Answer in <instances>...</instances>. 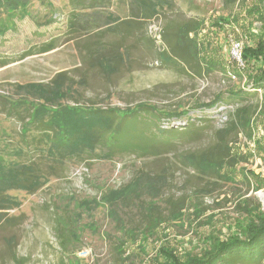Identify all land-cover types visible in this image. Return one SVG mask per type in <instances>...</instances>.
<instances>
[{"label": "rangeland", "instance_id": "374dc122", "mask_svg": "<svg viewBox=\"0 0 264 264\" xmlns=\"http://www.w3.org/2000/svg\"><path fill=\"white\" fill-rule=\"evenodd\" d=\"M129 3L104 0L97 10L101 17L78 12L83 21H89L90 13L99 23L109 14L118 18L119 31L99 35L70 28L68 0H29L24 17L21 9L0 8V164L39 161L42 171V185L35 192H7L16 204L4 212L7 223L0 226V264H163L157 253L164 246L182 258L199 254L210 234L220 239L231 235L234 219L244 214L236 208L239 196L264 211L257 194L264 186L252 189L255 181L264 180L261 95L233 98L229 90L246 86V80L223 74L220 68L232 73L237 63L241 66L242 46L260 39L263 6L257 11V0H172L171 6L159 9L149 22L158 30L185 21L198 23L201 58L216 64L207 72L201 64L199 73L191 58L185 63L173 56L171 65L163 61L161 52L166 49L155 38V30L133 23L124 33ZM50 42L55 47L40 52ZM92 44H115L120 55L117 68L104 70L94 60L87 61L86 49ZM58 73L63 75L58 78L62 97L57 103L103 112L135 108L134 133L137 139L148 140V151L110 156L107 146L99 144L91 153L66 158L48 152V143L41 142L48 139L46 132L32 121L42 100L30 85L49 90ZM246 88L252 90L250 85ZM217 94L225 108L198 110V105ZM244 106L251 121L250 138L246 130L228 126L234 111ZM180 110L188 111L187 115L175 120L163 116ZM164 121L167 125H162ZM217 139L236 154L226 169V176L234 180L202 178L184 164V155L214 148ZM242 170L249 179L242 177ZM138 176L158 183L113 208L120 224L102 203L90 214L77 209L78 201L98 199ZM150 202H155L152 213L165 221L142 240L135 233L147 224L145 209ZM181 206L182 216L171 220ZM62 224L76 236L64 238V230L58 228ZM127 229L132 238L123 234ZM126 238L128 245L118 255L116 245Z\"/></svg>", "mask_w": 264, "mask_h": 264}, {"label": "trees", "instance_id": "16d2710c", "mask_svg": "<svg viewBox=\"0 0 264 264\" xmlns=\"http://www.w3.org/2000/svg\"><path fill=\"white\" fill-rule=\"evenodd\" d=\"M106 2V1H105ZM129 15L127 21H124V33H129L131 24L139 23L148 27L152 20L158 15L159 9L171 6L172 0H129ZM258 11L263 6L264 0H257ZM29 0H0V8L7 7L9 11L15 12L21 9L20 17H24ZM104 0H68L70 14L68 16V24L73 31L81 30L82 32H99L105 34L107 31H119V24H115L117 17L109 14L106 15L102 22L91 18V13L101 17L98 8L103 5ZM91 12L87 14L89 21L78 18V12ZM17 17V14H12ZM83 21V22H82ZM264 25V24H263ZM96 30V31H95ZM3 31V30H2ZM0 31V33L2 32ZM198 23L195 21H185L175 25H167L160 30V39L163 44L161 52L162 60L165 62L177 60L188 63L190 58L194 60L199 73L201 64L207 72L212 70L216 65L215 62H209L201 58V52L198 50L199 40L197 39ZM260 39L252 40L246 43L240 51V64H236L237 68L232 73L226 71L220 65L223 74L229 73L230 76L245 78L246 86L240 87L238 90H229V94L233 98H245L249 96L261 95L260 110L264 111V27L260 30ZM55 47L53 42L47 43L42 47L40 52H46ZM88 54L87 61H92L104 70H113L117 68L120 62L118 47L115 44L110 45H90L86 49ZM174 56V57H173ZM250 67V69H249ZM244 68L247 69L243 72ZM63 73H58L51 80L52 87L49 90L30 85L36 90L38 99H41V105L33 111L32 121L38 123V128L46 132L48 139H41V142L48 143V152L56 153L62 158L78 155L80 153H91L99 144H104L110 151V156L120 153L139 150L141 153L148 151V140L137 139L134 129V121L137 118L136 109L129 111H120L116 109H108L102 111L99 109L85 108L83 106H69L67 104L57 103L62 97L61 87L58 78ZM250 85L252 90L246 87ZM222 101L221 94H217L207 103L198 105V110L218 109L224 105H219ZM226 106V105H225ZM188 111L180 110L178 112L164 113L165 119L175 120L186 116ZM30 116V115H29ZM228 126L231 125L234 131L238 128L246 130L248 137L251 136V121L248 116L247 107H239L231 115ZM175 118V119H174ZM173 122V121H172ZM163 123L167 122H162ZM167 127V126H164ZM122 131L126 134L122 135ZM40 142V143H41ZM39 143V144H40ZM236 156L232 153L230 147L223 139H217L214 148L201 150L197 153L184 155V164L189 166L199 175L216 179L228 178L230 181L233 177H228L227 168L232 164V159ZM264 161V160H263ZM41 164L39 161L27 160L26 162H17L9 165L0 164V226H6L4 220V212L14 206L15 201L8 195V191L12 189L25 190L33 193L42 185ZM242 177L249 179L247 171L241 173ZM225 180V179H224ZM234 180V179H233ZM158 180L151 177H135L127 184L118 188L109 189L100 194L99 198L91 197V199H82L77 202V209L80 214L90 212L102 204L109 206V212L112 219L118 222L120 219L115 216V210L119 202L128 200L130 197L140 193V189L151 190ZM264 186V180L255 181L252 185L253 191H258ZM209 192V191H207ZM150 194V193H149ZM239 196L236 202V208L240 209L244 214L240 218L234 219V231L228 237L220 239L219 236L210 234L206 236V247L199 254H186L184 257H177L171 249L164 246L158 249L157 255L162 257L163 264H264V211L259 205H250L249 199ZM155 202H150L145 209L146 226L138 230L136 237L146 240L153 232L154 228L165 221V217L153 214ZM179 207L170 216L171 220H178L181 216ZM151 212V214H149ZM79 214V213H78ZM64 230V238L69 236L75 237V233L67 231L66 225L58 227ZM70 229V228H69ZM66 230V232H65ZM73 232V233H72ZM127 237L131 236V230H123V234ZM69 234V235H65ZM128 245L127 238L118 241L116 252L118 255L124 253ZM121 258V257H120Z\"/></svg>", "mask_w": 264, "mask_h": 264}, {"label": "built area", "instance_id": "2783aa9c", "mask_svg": "<svg viewBox=\"0 0 264 264\" xmlns=\"http://www.w3.org/2000/svg\"><path fill=\"white\" fill-rule=\"evenodd\" d=\"M150 31L151 30H155L156 31V33L157 34H154V36H155V38L157 39V40H160V29L158 30V27L156 26V24L154 23V22H152V23H150L149 25H148V27H147ZM219 108H221V107H219ZM218 108V109H219ZM223 108H225V107H222V109Z\"/></svg>", "mask_w": 264, "mask_h": 264}, {"label": "bare ground", "instance_id": "6f19581e", "mask_svg": "<svg viewBox=\"0 0 264 264\" xmlns=\"http://www.w3.org/2000/svg\"><path fill=\"white\" fill-rule=\"evenodd\" d=\"M258 195L262 198L263 202H264V190H261Z\"/></svg>", "mask_w": 264, "mask_h": 264}, {"label": "water", "instance_id": "95a60500", "mask_svg": "<svg viewBox=\"0 0 264 264\" xmlns=\"http://www.w3.org/2000/svg\"><path fill=\"white\" fill-rule=\"evenodd\" d=\"M257 193V192H256ZM258 194V193H257Z\"/></svg>", "mask_w": 264, "mask_h": 264}, {"label": "crops", "instance_id": "0c3cea01", "mask_svg": "<svg viewBox=\"0 0 264 264\" xmlns=\"http://www.w3.org/2000/svg\"><path fill=\"white\" fill-rule=\"evenodd\" d=\"M128 10V9H127Z\"/></svg>", "mask_w": 264, "mask_h": 264}]
</instances>
